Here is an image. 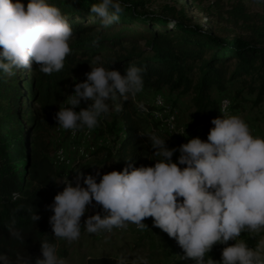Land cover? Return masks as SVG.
Returning <instances> with one entry per match:
<instances>
[{
    "label": "clouds",
    "instance_id": "1",
    "mask_svg": "<svg viewBox=\"0 0 264 264\" xmlns=\"http://www.w3.org/2000/svg\"><path fill=\"white\" fill-rule=\"evenodd\" d=\"M125 7L122 0H99L90 12L108 27ZM72 36L67 17L49 0H28L26 6L23 0H0V75L13 76L16 70L32 69L34 64L44 74L61 71L71 52ZM92 63H101V58ZM85 75L86 80L75 83L69 95L70 106L54 116L58 126L73 134L95 128L101 116L113 108L121 111L123 102L135 99L144 88L142 69L134 65L124 75L103 66L91 67ZM82 101L87 107L76 111ZM228 104V100L222 102L221 113ZM138 107L144 109L143 103ZM211 124L207 141L192 138L178 148H169L154 132L147 134L155 149L154 166L128 164L123 171L102 176L99 171L95 175L77 172L75 186L67 178L57 181L65 186L47 206L54 213L49 218L54 237L76 241L82 227L90 234L111 233L129 223L143 229L144 219L152 217L153 225L174 238L185 258L195 264H264V237L254 247L238 239L245 231L264 232V138L254 137L239 116L222 115ZM177 151L180 155L173 162ZM97 205L104 214L89 215L82 225L89 207ZM40 218L31 214L33 223ZM14 225L13 220L10 235L23 240ZM216 244L225 245L220 261H206ZM41 254L35 264H65L57 246L47 240L41 241ZM0 264H10L4 253H0ZM24 264H30V259ZM117 264H127V258L121 257ZM139 264L146 261L140 258Z\"/></svg>",
    "mask_w": 264,
    "mask_h": 264
},
{
    "label": "trees",
    "instance_id": "2",
    "mask_svg": "<svg viewBox=\"0 0 264 264\" xmlns=\"http://www.w3.org/2000/svg\"><path fill=\"white\" fill-rule=\"evenodd\" d=\"M191 1L211 21L208 29L191 23L182 7L164 6L161 12H155L149 10L146 1L122 0L126 7L119 19L103 27L100 18L90 12V7L99 0H49L73 28L71 52L65 58L64 68L44 74L34 64L27 69V78L23 75L26 69L16 70L13 76L0 75V253L8 256L10 264L33 256L42 258V240L57 246L49 224L54 213L47 206L53 203L58 193L55 185L62 176L50 158L49 138L57 128L54 116L68 87L73 78L88 68L89 56L98 57L100 49L106 50L107 67L121 75L129 66L141 68L144 87L156 92L163 89L175 92L181 88L194 91L195 112L190 122L181 134L165 137L157 134L156 129H145L153 110L131 105L130 100L123 102L121 111L115 112L113 124V128L117 121L123 125L115 141V171H123L128 164L154 166L155 149L147 137L153 132L165 139L169 148H178L197 137L207 141L214 127L212 119L223 115L220 102L210 96L213 88L221 90L229 80L251 76L259 84L258 95H264V3L263 13L259 14L248 12L240 0L227 6L214 0L208 7L200 6L204 0ZM27 2L23 0L25 6ZM194 73L198 78L193 85ZM233 107L230 104L224 116H231ZM179 155L178 151L174 153L173 162ZM13 193L18 194L15 200ZM34 212L41 217L35 223L31 220ZM13 220L23 240L10 235ZM159 231L164 244L176 250L181 263L195 264L185 258L174 238ZM223 247L214 245L205 260L220 261ZM117 261L109 256H92L84 264H117ZM146 264L165 263L146 261Z\"/></svg>",
    "mask_w": 264,
    "mask_h": 264
},
{
    "label": "rangeland",
    "instance_id": "3",
    "mask_svg": "<svg viewBox=\"0 0 264 264\" xmlns=\"http://www.w3.org/2000/svg\"><path fill=\"white\" fill-rule=\"evenodd\" d=\"M142 1H146L149 10L155 12H161L164 6H175L177 9L182 7L191 23L202 26L204 30L209 28L211 21L205 14L200 13L191 0ZM221 1L224 6H227L238 0ZM240 1L248 12L263 13V3H257L256 0ZM213 2L214 0H204L200 6L208 7ZM235 34L238 32L236 31ZM69 42H73V39ZM98 57L101 58V63L94 64L92 62L96 57L89 56L91 62L88 68L72 79L60 108L70 106L68 103L69 95L74 93L75 83L84 82L86 80L85 74L91 71V67L103 66L108 68L106 50L100 49ZM27 74L29 71L27 72L26 69L25 73L23 72L25 78H27ZM197 78L198 75L194 73L191 81L193 85L197 82ZM258 86L259 84L254 77L245 76L225 82L224 88L221 90L213 88L210 96L213 100L220 102V111L224 100L229 101L227 109L230 104H234L230 112L231 116H239L245 120L254 137L264 138V95L261 97L258 95ZM193 97V89L186 91L181 88L175 92L163 89L156 92L144 87L143 91L138 93L135 99H130L129 102L131 105L143 103L148 110H153V113L148 117L145 129H156L157 134L165 137L169 134H181L184 131L195 112ZM158 99L162 103H158ZM86 107L87 104L82 101L75 110L79 111L80 108ZM227 109L221 114H226ZM115 112L113 108L107 115L101 116L98 125L93 129L83 128L73 134L72 130H65L57 125L56 130L51 132L49 138L50 158L53 160L55 168L61 173L62 179L67 178L75 186L77 172L95 175L99 171L102 176L114 170L116 163L115 148L117 146L115 141L123 130L122 123L118 121L113 128V124L116 122ZM59 157H64V162ZM97 183H99V177ZM64 186L56 183L57 192L62 191ZM93 203L95 204V201ZM97 212L101 215L104 214L102 206H90L89 211L81 218L82 225L87 216ZM143 222L146 225L143 229L129 223L127 227L114 228L111 233L90 234L82 227L81 235L76 241L68 242L56 238L57 255L65 260V264H84L85 260L92 256H109L118 260L125 257L127 262H139L140 258H143L147 262L183 264L179 261L176 250L164 244L159 228L153 225V219L148 217ZM262 237H264V232L256 235L245 231L241 233L238 239L254 247ZM27 259H30V264H35L37 258L33 256ZM25 260H19L13 264H24Z\"/></svg>",
    "mask_w": 264,
    "mask_h": 264
},
{
    "label": "built area",
    "instance_id": "4",
    "mask_svg": "<svg viewBox=\"0 0 264 264\" xmlns=\"http://www.w3.org/2000/svg\"><path fill=\"white\" fill-rule=\"evenodd\" d=\"M157 101H158V100H157ZM59 158H60V160H61V161H63V162H64V157H59Z\"/></svg>",
    "mask_w": 264,
    "mask_h": 264
}]
</instances>
